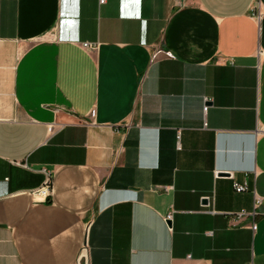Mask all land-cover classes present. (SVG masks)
Wrapping results in <instances>:
<instances>
[{
  "label": "crops",
  "instance_id": "1",
  "mask_svg": "<svg viewBox=\"0 0 264 264\" xmlns=\"http://www.w3.org/2000/svg\"><path fill=\"white\" fill-rule=\"evenodd\" d=\"M84 246L264 264V0H0V264Z\"/></svg>",
  "mask_w": 264,
  "mask_h": 264
},
{
  "label": "built area",
  "instance_id": "2",
  "mask_svg": "<svg viewBox=\"0 0 264 264\" xmlns=\"http://www.w3.org/2000/svg\"><path fill=\"white\" fill-rule=\"evenodd\" d=\"M107 0H100V4L106 3ZM84 48L90 49L92 46L89 43L84 44ZM160 52H156L153 55V59H155ZM167 56H172L170 53H165ZM208 106H205L204 110L207 111ZM235 191L237 193H244L249 191V187L247 183L245 184H239L237 182H234L233 185ZM33 197L38 200L39 202H46L49 200L50 196L52 195V188H51V179L50 177L47 178L45 184L40 188L37 189L32 193ZM259 202V201H258ZM248 213L246 211H241L238 213V218L242 219L245 216H247ZM172 219V215H168L166 217V221H170ZM77 264H88V251H87V246H84L82 250L80 251L79 257H78V263Z\"/></svg>",
  "mask_w": 264,
  "mask_h": 264
},
{
  "label": "water",
  "instance_id": "3",
  "mask_svg": "<svg viewBox=\"0 0 264 264\" xmlns=\"http://www.w3.org/2000/svg\"><path fill=\"white\" fill-rule=\"evenodd\" d=\"M208 202H209V201H208L207 199L204 200V203H205V204H208Z\"/></svg>",
  "mask_w": 264,
  "mask_h": 264
}]
</instances>
